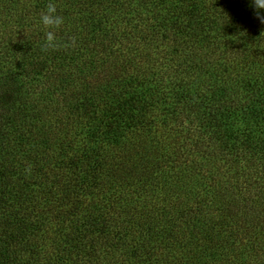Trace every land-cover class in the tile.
<instances>
[{
  "label": "trees",
  "instance_id": "trees-1",
  "mask_svg": "<svg viewBox=\"0 0 264 264\" xmlns=\"http://www.w3.org/2000/svg\"><path fill=\"white\" fill-rule=\"evenodd\" d=\"M49 2L0 0V264H264L251 0H51L44 53Z\"/></svg>",
  "mask_w": 264,
  "mask_h": 264
},
{
  "label": "clouds",
  "instance_id": "clouds-1",
  "mask_svg": "<svg viewBox=\"0 0 264 264\" xmlns=\"http://www.w3.org/2000/svg\"><path fill=\"white\" fill-rule=\"evenodd\" d=\"M251 5L254 9V14L261 24H264V0H251ZM40 23L45 31V41L40 46L41 51L47 53L49 51L58 50L61 47H69L75 44V38H71L70 43H61L56 35L65 23L62 15L58 14L57 5L50 2L46 5L45 10L40 15ZM27 174L31 173V165L25 168Z\"/></svg>",
  "mask_w": 264,
  "mask_h": 264
}]
</instances>
